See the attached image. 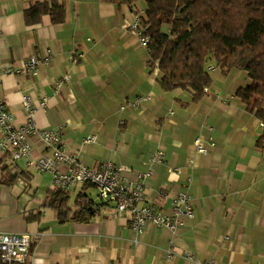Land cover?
<instances>
[{
  "label": "crops",
  "instance_id": "0c3cea01",
  "mask_svg": "<svg viewBox=\"0 0 264 264\" xmlns=\"http://www.w3.org/2000/svg\"><path fill=\"white\" fill-rule=\"evenodd\" d=\"M63 1L66 21L54 24L45 15L28 25L23 8L32 0H0V71L52 51L35 75L3 74L0 98L21 124L22 98L28 95L36 107L34 125L62 130L67 150L87 166L109 159L130 166L129 176L150 169L145 193L166 213L171 195L186 189L194 216L175 232L146 224L137 234L128 213L105 205L88 223L61 224L45 206L49 188L39 202L19 188V179L31 178L28 170L35 168L20 161L15 166L26 176L13 177L2 170L12 167L0 152V231L36 235L24 264H196L184 252L215 264H264V149L253 142L262 127L242 110L232 84L214 78L197 103L186 91H163L157 72L148 69L146 47L131 30L134 9L100 0ZM65 75L69 81L55 86ZM225 87L239 103L227 101ZM144 94L147 99L137 101ZM40 98L46 99L44 110L38 109ZM88 134L96 140L84 143ZM37 137L30 138L34 156L42 150ZM197 137L206 146L214 140V147L199 153ZM157 150L161 162L148 161ZM77 186L82 187H70Z\"/></svg>",
  "mask_w": 264,
  "mask_h": 264
},
{
  "label": "trees",
  "instance_id": "16d2710c",
  "mask_svg": "<svg viewBox=\"0 0 264 264\" xmlns=\"http://www.w3.org/2000/svg\"><path fill=\"white\" fill-rule=\"evenodd\" d=\"M100 1L134 9L131 30L139 42L146 39L148 69L157 68L155 81L163 91L181 89L189 94L190 102L197 103L212 86L211 62L220 69V76L225 77L232 68L244 71L248 81L234 95L262 123V132L253 142L256 148H264V0H142V9L139 0ZM23 9L28 25L45 15L54 24L66 21L63 0H32ZM67 80L65 75L55 86ZM19 162L8 160L6 165L12 168L3 165L2 170L9 169L13 177L17 172L26 176L15 166ZM81 185L82 189L95 188L91 183ZM84 192H78L72 205L68 190L54 185L47 189L44 203L61 224L88 223L98 208L114 207L111 201L95 204Z\"/></svg>",
  "mask_w": 264,
  "mask_h": 264
},
{
  "label": "built area",
  "instance_id": "2783aa9c",
  "mask_svg": "<svg viewBox=\"0 0 264 264\" xmlns=\"http://www.w3.org/2000/svg\"><path fill=\"white\" fill-rule=\"evenodd\" d=\"M145 44L146 39L140 38ZM52 57L50 48H46L41 55H31L17 68H6L0 71V87L2 75L10 73H30L35 75L40 65L48 63ZM148 95L140 96L137 101L147 99ZM24 112L26 120L17 123L15 117L8 110L6 103L0 98V152L7 156L9 161H21L29 168L34 167L42 173H49L52 183L63 189L72 185L91 183L95 186L97 202L111 201L114 204L115 213L130 216L131 229L140 234L146 228V224L162 226L171 232H175L179 226L190 221L194 212L191 209L190 194L186 189L177 192L171 198L169 212L166 213L158 205L150 202L144 190V181L152 172L147 169L143 172H134L125 165L113 166L110 163L99 167H90L67 150L60 129H41L34 125V111L36 107L29 102V96L23 95ZM46 107V99L40 98L39 108ZM37 135L41 142V153L34 156L30 138ZM93 134L85 135L83 142L95 140ZM196 150L201 154L208 153V147L203 144L201 138L194 140ZM163 153L157 150L150 154L148 160L160 161ZM161 162V161H160ZM36 235L27 232H1L0 231V261L3 264H24L30 252L31 245ZM185 258L196 264H215L212 259L195 260L193 254L184 252Z\"/></svg>",
  "mask_w": 264,
  "mask_h": 264
},
{
  "label": "rangeland",
  "instance_id": "374dc122",
  "mask_svg": "<svg viewBox=\"0 0 264 264\" xmlns=\"http://www.w3.org/2000/svg\"><path fill=\"white\" fill-rule=\"evenodd\" d=\"M143 1L142 0H139L138 1V4L139 3H142ZM115 5V4H113ZM116 6V5H115ZM133 14V17L135 16L134 13ZM140 45L142 46H145L144 43L142 42H139ZM209 63V62H208ZM212 66H213V70L210 71L211 73V76H212V79H216V78H221L220 80H225L227 81L226 83H229V84H232L233 86V90H235L236 87L240 86V85H244L245 81H246V75H245V72L240 70V69H237V68H232L228 74L224 76H220L219 75V72H220V69L216 66H214L215 64H213V62H211ZM154 72H157V75H158V70L157 68H154L153 70ZM3 76V75H2ZM181 90V89H180ZM233 90H230L228 88H224L223 89V93H225V97L227 99L228 102H233V103H239L238 100L236 99V97L233 96V93H230L228 94V92L230 91H233ZM211 91V90H210ZM209 91V92H210ZM142 96H147V94H144ZM149 96V95H148ZM242 110H245V109H242ZM245 112V111H244ZM170 113H172V111H170ZM250 116L252 118L253 114L250 113ZM240 115L239 114H235L233 116L234 119H239ZM255 118V116H253ZM258 124L262 127V123H260L258 121ZM261 134V133H260ZM259 134V135H260ZM101 138V137H100ZM96 140V139H95ZM94 140V141H95ZM94 141H91V142H94ZM214 140H212V144H213V147H214ZM84 143H87V142H84ZM90 143V142H88ZM133 144L135 145V141L133 140ZM125 146V145H124ZM264 149V148H263ZM137 150L139 151L140 149L137 148ZM161 151V150H160ZM162 152V151H161ZM153 153V152H152ZM163 153V152H162ZM126 156L128 157H132L133 158V154L131 153V151H127V154ZM78 158V157H77ZM79 159V158H78ZM149 159V157H148ZM147 159V160H148ZM80 160V159H79ZM150 161V160H148ZM81 162V160H80ZM110 162L113 166H119V165H122V163L120 162H112V161H109V159H106V160H103V161H99L98 164H96L97 166L99 165H102V164H106ZM151 162V161H150ZM83 164H85L84 162H82ZM93 164V163H92ZM86 165V164H85ZM126 165V164H125ZM97 166H91V167H97ZM128 166V165H127ZM130 167V166H129ZM29 173H30V177L31 178H20L19 179V188L20 190L22 191L23 195H26L29 199H34V201H42L44 198H45V192H46V189L47 188H50L51 186L54 187L53 183H52V177H50V174L49 173H42L39 171H37L36 169H32V168H29ZM29 177V176H28ZM80 186H77V187H70V188H67L68 189V192L70 194V204L73 205V201L75 200L76 198V194L80 191H85L84 193L88 194L89 197L93 198L94 200H97V196H96V190L94 187H89L87 189H82V188H79ZM73 188V189H72ZM182 190V189H181ZM180 191V190H179ZM177 195V192L174 194V195H171V197H175ZM50 214H52V211L50 210ZM49 214V215H50Z\"/></svg>",
  "mask_w": 264,
  "mask_h": 264
}]
</instances>
